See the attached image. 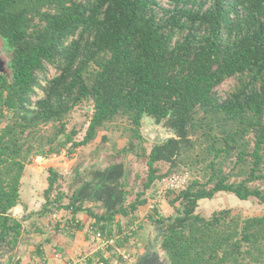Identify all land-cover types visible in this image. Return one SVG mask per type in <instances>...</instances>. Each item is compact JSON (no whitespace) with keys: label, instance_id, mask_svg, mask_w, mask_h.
I'll list each match as a JSON object with an SVG mask.
<instances>
[{"label":"trees","instance_id":"16d2710c","mask_svg":"<svg viewBox=\"0 0 264 264\" xmlns=\"http://www.w3.org/2000/svg\"><path fill=\"white\" fill-rule=\"evenodd\" d=\"M166 1L0 0V39L10 50L9 74L0 73V239L8 264L23 229L7 212L19 202L27 166L64 151L71 159L110 131L149 145L137 144L146 178L135 200L103 213L75 195L64 203L62 174L50 165L42 213H86L98 230L123 235L124 247L132 236L122 232L123 218L129 225L138 218L156 182L188 174L186 187L167 191L174 213L154 206L147 218L161 230L170 264H264V213L197 212L200 200L221 192L264 205V0ZM77 109L87 116L79 140V129H68ZM144 117L165 119L173 137L148 142ZM25 232L44 234L39 225Z\"/></svg>","mask_w":264,"mask_h":264},{"label":"rangeland","instance_id":"374dc122","mask_svg":"<svg viewBox=\"0 0 264 264\" xmlns=\"http://www.w3.org/2000/svg\"><path fill=\"white\" fill-rule=\"evenodd\" d=\"M162 1L163 3L167 2L166 0ZM9 51L5 41L0 39L1 57H6L9 60ZM228 87L229 84L225 83L220 85L217 90L220 93H224ZM88 109L89 111L91 110L90 107ZM143 122L150 131H153L158 126L150 117H145ZM86 127L87 116L85 111L77 109L69 120L68 129H79L80 132L76 137L79 140L83 138ZM161 132L163 134L172 133L164 126ZM103 136L106 137L107 142L103 141ZM137 144L146 145L149 149L147 143L130 141L127 137L121 136L119 131L99 132L93 143L77 149L71 159L65 151L61 155L56 156L55 160L58 163L52 165L62 174L59 186L64 191L63 202L68 203L71 197L75 195L76 203L83 201L85 206L92 208L95 212L103 213L118 206H127L134 201L137 193L143 189V183L146 178V159L143 156L137 157ZM47 161L38 159L27 166L21 193L28 202L29 210L40 211L45 204L44 190L48 186L47 167L50 166L46 164ZM161 167L165 170L167 165L162 164ZM159 189L160 185L155 183L147 191L145 197L148 199V203L139 208L138 218L131 225L128 224L129 217L123 218L121 222L122 232H128L132 236V240L130 239L132 244L129 241V244L125 245L124 249L132 254L134 261L145 251L146 246L152 242L156 235V227L147 220L150 210L154 206H158L160 211L166 216L173 214L175 211L168 202L167 191H159ZM55 195L56 191L53 192L52 198ZM225 208L231 209L234 214L240 213L244 217L258 216L264 213V205L256 199H240L236 195L226 192H221L213 198L200 200L197 212L203 216H208L217 209ZM70 216L72 214L64 209L57 210L55 207H50L47 215L37 219L38 221L35 223V225L42 227L44 234L40 233L42 236L33 237V234L39 232H32L24 239V242H26V245H31L34 240L44 239L46 234L59 235V237L67 235L71 229L74 227V229H77V227L69 224V228L65 225L57 232L53 227L56 220L65 224L66 220L71 218ZM119 235L123 237V235ZM157 251H159L161 256H164L159 248Z\"/></svg>","mask_w":264,"mask_h":264},{"label":"crops","instance_id":"0c3cea01","mask_svg":"<svg viewBox=\"0 0 264 264\" xmlns=\"http://www.w3.org/2000/svg\"><path fill=\"white\" fill-rule=\"evenodd\" d=\"M75 217L82 218V227L77 229L74 227L67 235L59 237V235L46 234L44 239L34 240L31 245L23 244L18 264H96L99 259L105 260L107 264H135L134 260L124 261L112 250L104 251L99 248L92 234L85 231L86 225L89 222L93 223L92 218L86 213H79ZM39 234L35 233L33 237L42 236ZM47 237L50 242L46 243ZM121 248L125 251L124 247Z\"/></svg>","mask_w":264,"mask_h":264},{"label":"built area","instance_id":"2783aa9c","mask_svg":"<svg viewBox=\"0 0 264 264\" xmlns=\"http://www.w3.org/2000/svg\"><path fill=\"white\" fill-rule=\"evenodd\" d=\"M189 176L188 174H174L170 177L164 178L156 182L160 185L159 191H178L186 187L188 183ZM81 217H72L66 220L65 224L61 223V227L65 226L69 228L70 225H79L82 224ZM85 231L92 234L93 240L98 244L99 248L104 251L112 250L117 253L119 256L123 258L124 261L131 262L133 260L132 254L129 252L124 251L121 247L117 245V240L120 238V235H109L105 232L98 230L92 222H89L86 227ZM132 234V232H130ZM96 264H107L105 260L99 259Z\"/></svg>","mask_w":264,"mask_h":264},{"label":"water","instance_id":"95a60500","mask_svg":"<svg viewBox=\"0 0 264 264\" xmlns=\"http://www.w3.org/2000/svg\"><path fill=\"white\" fill-rule=\"evenodd\" d=\"M9 60L6 59V57H1L0 55V73H7L9 74V66H8ZM145 118V117H144ZM142 119V127H141V133L144 139L151 143H162L167 138L173 137V133H167L163 134L161 132L162 127L165 124V119H163L158 126L153 130L150 131L149 128L144 124ZM58 163L57 160H55V157L49 159L46 164L52 165ZM7 215L10 217H13V209H10L7 212ZM161 234V230L156 227V235L153 238L152 242L147 245L145 248V251L141 253L136 260L135 264H170L169 259L166 256H161L159 251L157 249L159 248V245L161 244L162 240L159 239ZM22 246H19L17 248V252L15 256L17 257L21 251Z\"/></svg>","mask_w":264,"mask_h":264},{"label":"flooded vegetation","instance_id":"af4514ba","mask_svg":"<svg viewBox=\"0 0 264 264\" xmlns=\"http://www.w3.org/2000/svg\"><path fill=\"white\" fill-rule=\"evenodd\" d=\"M23 183H24V178L22 180V184ZM27 203L28 202L23 198L22 193H21L19 202L11 207V209H13V214H14V216L11 218L14 219L15 221L19 222L22 225V229H23L22 234L20 236L21 242L18 244L17 248L19 246H22V248H23V244H26L24 242V239L26 237H28L29 235L25 231L31 230L32 228H34L35 223H37L36 221H38L37 219H40V218L46 216L47 213L49 212L48 211V212L42 213L41 210L40 211L33 210V209L29 210L28 209L29 206ZM4 244H6V239H5V237H2L0 239V264H8V262H9L7 254L2 251V247L4 246ZM17 248H16V251L14 253V258H13L12 264H18V258L21 255V254H19L17 257L15 256V254L17 252Z\"/></svg>","mask_w":264,"mask_h":264}]
</instances>
